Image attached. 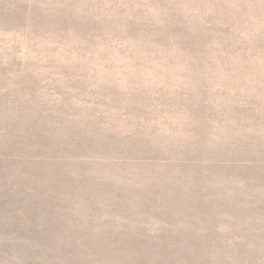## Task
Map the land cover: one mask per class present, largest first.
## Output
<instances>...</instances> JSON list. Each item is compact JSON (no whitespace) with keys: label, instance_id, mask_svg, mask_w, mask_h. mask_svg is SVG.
<instances>
[{"label":"rangeland","instance_id":"rangeland-1","mask_svg":"<svg viewBox=\"0 0 264 264\" xmlns=\"http://www.w3.org/2000/svg\"><path fill=\"white\" fill-rule=\"evenodd\" d=\"M0 264H264V0H0Z\"/></svg>","mask_w":264,"mask_h":264}]
</instances>
